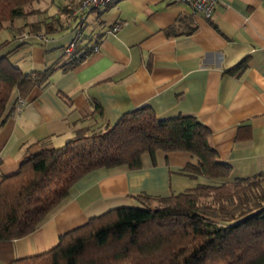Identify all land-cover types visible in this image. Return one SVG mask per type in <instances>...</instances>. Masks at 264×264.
Wrapping results in <instances>:
<instances>
[{
    "label": "crops",
    "instance_id": "crops-1",
    "mask_svg": "<svg viewBox=\"0 0 264 264\" xmlns=\"http://www.w3.org/2000/svg\"><path fill=\"white\" fill-rule=\"evenodd\" d=\"M78 2L35 0L40 18H17L0 30V58L23 73L88 52L25 96L13 90L0 124V181L30 155L62 146L77 129L111 127L142 105L160 119L194 115L207 126L218 158L231 166L223 181L264 172V0H217L210 18L178 0H113L88 14L76 53L68 57L64 50L74 37L69 22ZM39 20L51 21V28L34 32ZM118 21L121 30L110 32ZM243 60L245 68L228 71ZM141 162L138 169L101 168L79 179L33 232L12 241L9 255L45 252L95 216L142 206L136 195L166 197L222 182L183 173L197 163L188 152L157 150ZM3 254L0 264H6Z\"/></svg>",
    "mask_w": 264,
    "mask_h": 264
},
{
    "label": "trees",
    "instance_id": "trees-1",
    "mask_svg": "<svg viewBox=\"0 0 264 264\" xmlns=\"http://www.w3.org/2000/svg\"><path fill=\"white\" fill-rule=\"evenodd\" d=\"M33 1L0 0V30L25 16L24 6ZM87 54L29 73L0 58V124L13 90L25 96L54 70L72 68ZM245 65L243 60L228 71ZM210 135L194 115L160 119L142 105L102 133L79 135L30 155L0 181V250L6 264H264V172L223 181L231 166L218 158ZM157 150L188 152L197 163L187 164L183 173L222 182L166 197L136 195L142 206H120L95 216L45 252L9 255L12 241L33 232L79 179L101 168L138 169L142 155Z\"/></svg>",
    "mask_w": 264,
    "mask_h": 264
},
{
    "label": "built area",
    "instance_id": "built-area-1",
    "mask_svg": "<svg viewBox=\"0 0 264 264\" xmlns=\"http://www.w3.org/2000/svg\"><path fill=\"white\" fill-rule=\"evenodd\" d=\"M113 0H79L77 6L73 9L72 19L69 22V26H72L73 39L66 46L64 53L68 57H73L76 53V49L80 39L84 35V31L87 25L88 14L98 8H104L110 4ZM187 4L194 13L202 15L204 18H210L215 9L217 0H178ZM122 28V23L120 21L111 25L109 31L116 33ZM38 38H43V35H38ZM99 49V42L96 41L92 47V51L96 52ZM23 103L22 100L19 101V105Z\"/></svg>",
    "mask_w": 264,
    "mask_h": 264
},
{
    "label": "rangeland",
    "instance_id": "rangeland-1",
    "mask_svg": "<svg viewBox=\"0 0 264 264\" xmlns=\"http://www.w3.org/2000/svg\"><path fill=\"white\" fill-rule=\"evenodd\" d=\"M24 11H25V16L23 17H37V18H40V14L41 12L38 10V9H35L32 7V3L24 6ZM14 20L12 21H7V22H10L12 23ZM39 20V21H35L33 22L32 25H37L39 27H36V26H32L34 30V32H43V31H47L48 28H51V24H49L51 21H48L49 23ZM42 27V28H41ZM105 130H107V127L104 129L103 127H94V126H86V127H83V128H80V129H77L73 135V137H76V136H79V135H83V136H91V135H94V134H98V133H102L104 132ZM71 137V138H73ZM70 138V139H71ZM261 185L262 187L264 188V180L261 182ZM151 205L152 206H156L157 205V201L153 200L151 201Z\"/></svg>",
    "mask_w": 264,
    "mask_h": 264
}]
</instances>
